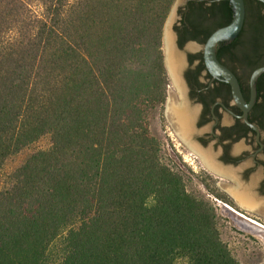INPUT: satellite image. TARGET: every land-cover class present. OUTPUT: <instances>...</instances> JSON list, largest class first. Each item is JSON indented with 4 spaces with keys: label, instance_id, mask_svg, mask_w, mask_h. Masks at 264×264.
I'll return each instance as SVG.
<instances>
[{
    "label": "trees",
    "instance_id": "trees-1",
    "mask_svg": "<svg viewBox=\"0 0 264 264\" xmlns=\"http://www.w3.org/2000/svg\"><path fill=\"white\" fill-rule=\"evenodd\" d=\"M173 1L0 0V264H241L149 132ZM188 4L183 41L233 15L229 0ZM244 4L216 48L232 68L264 65V4ZM45 135L47 150L4 172Z\"/></svg>",
    "mask_w": 264,
    "mask_h": 264
},
{
    "label": "flooded vegetation",
    "instance_id": "flooded-vegetation-1",
    "mask_svg": "<svg viewBox=\"0 0 264 264\" xmlns=\"http://www.w3.org/2000/svg\"><path fill=\"white\" fill-rule=\"evenodd\" d=\"M190 1L193 0H183L175 12L172 30L176 45L182 52V57L176 58L178 65L181 61L182 65H177L176 80L172 74L167 75L170 86L165 113L179 140L198 155L206 168L235 181L228 187L232 199L234 196L231 191L245 190L249 194V203L255 208L246 209H262L261 212H264V199L258 197L254 191L259 178V192L264 194V73L255 82V101L246 117L250 123L248 125L241 116L242 111L232 99L229 84L220 76L213 77L205 67L203 44L191 39L183 41V35L175 30V26H182L181 23L185 21L190 10ZM193 45L200 46L201 49H189ZM260 66L263 65L255 66L253 57L251 66L247 68L227 66L237 79H246L243 82L238 81L247 102L250 98L249 77ZM180 115L181 118L187 116L186 125L179 122ZM258 171L261 175H258ZM239 173L245 178L251 176L249 183L239 182Z\"/></svg>",
    "mask_w": 264,
    "mask_h": 264
},
{
    "label": "rangeland",
    "instance_id": "rangeland-1",
    "mask_svg": "<svg viewBox=\"0 0 264 264\" xmlns=\"http://www.w3.org/2000/svg\"><path fill=\"white\" fill-rule=\"evenodd\" d=\"M182 2L183 0L173 1L165 22L172 16L174 22L175 15L172 11ZM196 47L193 45L189 49H201L200 46ZM169 86L168 79L166 91ZM149 132L158 142L161 163L181 175L186 195L197 203L194 212L214 213L220 237L234 258L241 264H264V212L241 207L232 199L228 187L235 181L206 168L198 159V155L183 145L171 126L165 106L162 112L157 111L149 118ZM49 147L50 137L45 135L11 157L4 172H12L29 154L47 150ZM258 175H261L259 171ZM237 177L241 183L247 184L251 176L245 178L239 173ZM259 181L258 178L254 191L264 199V194L259 192Z\"/></svg>",
    "mask_w": 264,
    "mask_h": 264
},
{
    "label": "water",
    "instance_id": "water-1",
    "mask_svg": "<svg viewBox=\"0 0 264 264\" xmlns=\"http://www.w3.org/2000/svg\"><path fill=\"white\" fill-rule=\"evenodd\" d=\"M187 1L188 0H185V2ZM229 1L232 5V10H233L232 18L227 25L215 29L207 37L206 41L202 45V57H203L204 65L209 71V73L213 77H219V76L222 77L223 80L229 84L233 101L242 111V115H241L242 118L245 120V122L248 125H250V123L247 121L246 118L247 112L254 104L255 95H256L255 82L258 76L264 73V65L254 69L249 77L250 98L249 101L247 102L243 96L240 83L237 77L227 66H225L218 60L216 55V48L218 43L229 42L235 39L240 33L244 24V19H245L244 0H229ZM259 1L264 4V0H259ZM172 12L175 15L176 9H173ZM172 22H173V16L170 17L165 22L162 32L163 63L165 70L169 75H171V72H170L169 60L166 50V40L168 36L170 37L172 52L179 58L182 57V52L179 50L175 42V34L172 30V26H173ZM180 65H182V61L179 63L178 66Z\"/></svg>",
    "mask_w": 264,
    "mask_h": 264
},
{
    "label": "bare ground",
    "instance_id": "bare-ground-1",
    "mask_svg": "<svg viewBox=\"0 0 264 264\" xmlns=\"http://www.w3.org/2000/svg\"><path fill=\"white\" fill-rule=\"evenodd\" d=\"M166 50H167V55H168V60H169V66H170V72L174 78V80H176V68H177V65H178V61H177V58L178 56H176L173 52H172V49H171V41H170V37L168 36L167 37V40H166ZM178 111V110H177ZM176 111V113L178 114V112ZM180 113V112H179ZM174 114V113H173ZM175 115V114H174ZM183 116V114H182ZM176 117V115H175ZM178 118V117H177ZM180 121V123L182 122V124H185L187 123V116L181 118V115H180V118H178ZM176 119V120H178ZM178 123V121H177ZM179 123V124H180ZM180 128V127H179ZM229 174H232L231 172H229ZM231 194L234 196L233 199H235V201L238 203V205H240L241 207H244V208H249V209H255L253 208V206L249 203L248 200H250L249 198V194L243 190L242 192H237V191H231ZM257 204V203H256ZM261 207V206H260ZM258 206V208H260ZM264 209V208H263ZM260 210V209H259ZM262 210V209H261ZM260 210V211H261Z\"/></svg>",
    "mask_w": 264,
    "mask_h": 264
}]
</instances>
